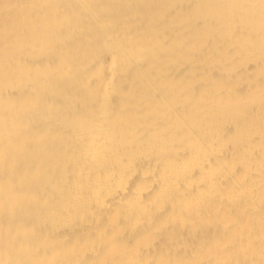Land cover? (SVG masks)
I'll list each match as a JSON object with an SVG mask.
<instances>
[{
	"label": "bare ground",
	"instance_id": "obj_1",
	"mask_svg": "<svg viewBox=\"0 0 264 264\" xmlns=\"http://www.w3.org/2000/svg\"><path fill=\"white\" fill-rule=\"evenodd\" d=\"M0 264H264V0H0Z\"/></svg>",
	"mask_w": 264,
	"mask_h": 264
}]
</instances>
